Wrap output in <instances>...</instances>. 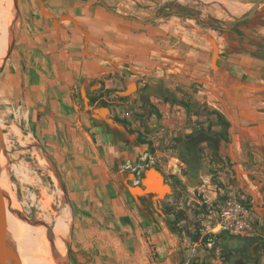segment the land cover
<instances>
[{
	"label": "crops",
	"instance_id": "crops-1",
	"mask_svg": "<svg viewBox=\"0 0 264 264\" xmlns=\"http://www.w3.org/2000/svg\"><path fill=\"white\" fill-rule=\"evenodd\" d=\"M43 1L53 18L33 14L31 0H22L17 48L23 61L11 57L0 65V122L14 136L33 137L73 198L96 191L106 201L112 196L104 213L112 215L106 228L129 230L137 252L146 249L141 236L146 235L154 256L150 264L197 263L186 256L180 231L142 213L146 201L138 194L152 200V191L118 189L148 146L137 135L155 145L171 136L213 135L215 174L224 185L214 195L244 197L248 236L258 238L249 250L255 264H264V57L253 56L256 50L248 41L201 28L193 19L147 10L131 16L127 9H107L99 0ZM247 32V37L264 38L251 28ZM129 85L136 88L130 104L154 110L146 114V124L131 119L133 133L109 114L101 117L108 109L94 108L100 105L96 94L116 95ZM148 86L160 94L142 100ZM121 110L116 107L123 115ZM211 166L206 162L207 169ZM211 176L208 170L205 179ZM115 240L125 241L122 236Z\"/></svg>",
	"mask_w": 264,
	"mask_h": 264
},
{
	"label": "rangeland",
	"instance_id": "rangeland-1",
	"mask_svg": "<svg viewBox=\"0 0 264 264\" xmlns=\"http://www.w3.org/2000/svg\"><path fill=\"white\" fill-rule=\"evenodd\" d=\"M3 1L0 0V6H2L3 3L1 2ZM256 1L105 0L104 3L109 8L127 9L128 15L131 16L137 14L138 10L159 13L165 7L177 9L179 5L191 4L204 21L210 22L213 17H216L228 26L235 17H238L237 15L242 14L245 10L247 12ZM109 2L111 4H108ZM21 3L22 0H13L19 24L15 33L10 37V45L3 62L11 57L23 61L17 48V34L20 25L18 14H22ZM30 4L33 14L35 11L41 17H46L41 13L37 0H31ZM3 7V11L12 17L9 0H5ZM2 19L0 18V31L5 23ZM55 21L58 22L59 20L55 19ZM69 22L71 21L69 20ZM7 24L10 25L9 21ZM237 28L244 34L248 28L256 33H264V0L258 5L253 17L248 19L246 23L239 24ZM2 40L0 35V44ZM135 89H130L125 94L117 93L116 95H111L109 91L100 92V94L95 95L96 100L99 98L98 104L100 105L94 108L97 110L100 108L108 109L106 113L101 114V117L109 114L110 120L112 119L116 124L122 128L126 127L130 133H133L136 129L131 126V119L145 123L146 114L154 112L153 109L146 111L145 105H142L140 110H136L132 106L133 104H130L129 98ZM104 94L106 97L101 98ZM117 106L122 109L121 111H124L123 115L116 112ZM0 126L4 133V145L6 146V149H3L0 144V171H2L0 173L4 172L3 182L5 188L9 189L8 198L11 210L19 222L20 230L24 232L21 233L20 231L18 236L12 234V231V233L10 232L9 241L13 256H11L9 264H12V261H14L13 264H38L35 260L29 259V256L40 258L45 254H50L46 252L47 246H44L43 241H46L47 237V240L53 241L57 238L54 225L60 210H62L61 208L65 209L67 217L66 234L63 238L65 259L62 264H70L71 258L74 259V264H102L101 261L107 258L111 259L107 261V264H150L151 260H154V256L147 248L146 235H141L146 249L142 248L140 252H137L135 242L133 238L131 239L133 236L129 234V230H120L119 228L120 231H117V229L106 228L107 224H111L110 217L112 215L110 213L107 216L104 213L110 209L112 196L107 199L108 203L100 198L98 191L93 192L89 197L84 195L80 200L73 198V193L71 195L68 192L57 166L50 162L29 133L17 137L3 123L0 122ZM142 136H144L142 133L137 135L138 141H143L148 146L135 159L134 165L127 172L126 180L118 183V189L128 191V186L142 188L141 180L146 170L156 169L169 189H156L155 192L149 194L152 200L148 198V194H138V196H143L146 201L140 205L142 213L146 217L152 213V215L162 218L170 226L180 231L185 236L186 249L184 252L186 256L195 259L197 264H234L235 260L241 259L238 252L230 249L234 239L230 238L228 236L230 234L227 232L220 231V226L216 225L220 220L221 199H224L226 194L219 192L217 196L214 195V192L221 187L223 188L224 185L218 182L216 178L214 167L216 166L217 153L211 143L202 142L199 145L200 157L204 164L196 170H191L195 173L192 176L189 174L190 169L179 156L177 150L184 139L171 136L162 144L155 145ZM208 147L210 151H208ZM206 162H210L213 166L207 169ZM208 170L212 174L211 180L205 179ZM11 199L17 210L25 214L24 219L18 216L16 208L11 204ZM25 209L30 211L33 216H27ZM222 234L227 235L222 237ZM11 235L15 236L13 237V244H11ZM118 236L125 239L122 244L115 240ZM113 238L115 241L112 240ZM221 240L224 241L223 246L225 245L226 248L219 244ZM110 255L111 258H109ZM137 258H139L138 261Z\"/></svg>",
	"mask_w": 264,
	"mask_h": 264
},
{
	"label": "bare ground",
	"instance_id": "bare-ground-1",
	"mask_svg": "<svg viewBox=\"0 0 264 264\" xmlns=\"http://www.w3.org/2000/svg\"><path fill=\"white\" fill-rule=\"evenodd\" d=\"M4 2H5V0L3 2H1L3 4H2V6H0V7H2L0 9V15H1L0 18L1 19L4 18L2 20L5 21L4 24L2 23L3 24V27H2V29L0 31V35L3 38L2 43L0 44V65L2 64V62L4 60V56H5L8 48H9V45H10V37L15 33V31L18 28V24H19V21L17 19V11L14 8L13 0H9L12 17H10L9 14H7L6 12L3 11ZM7 21H9L10 25L7 24ZM0 172H2V171H0ZM3 175H4V172L3 173H0V184H1V187H2V191H3L4 199H5V205H6V217H7L8 237H10V232L11 231L13 232V233L11 232L12 234H14L15 236H18L20 234V231H21V233L23 231L20 230L19 222L15 219V215L12 213L11 205H10L9 198H8V191H9V189L5 188V186H4V182H3L4 176ZM153 175H154V177L156 179V184H157V187L156 188H158L160 190H168L169 189L168 186H164L161 183V177H160V175H158L155 172H154ZM156 184L152 183V185H154V186ZM153 188L154 187H151L150 189H147L146 191H143L141 188H137V190L140 189L142 192H150V191L155 192L156 189H153ZM11 204H12V206L14 208H16L15 204L12 202V199H11ZM61 209L62 210H60V214L57 216V219H56V222H55V225H54V228L56 229V233L58 235L57 238H55V241L56 242L53 241V240H47L48 237H47L46 241L45 240L43 241L44 242V246H47V251L46 252L47 253H50L49 255H51V256H49L48 254H45L44 256H42L40 258H33V257H30L29 256V259H31L32 261L35 260V262H38V264H62L63 260L65 259V256H64L65 246H64L63 238H64V235L66 234L67 217H66L65 209L64 208H61ZM16 210H17V208H16ZM17 212H18L17 213L18 216L20 218L24 219L25 214L22 213L21 211H18V210H17ZM14 235L13 236L11 235V238H12V243L11 244H13V237H15ZM18 246H20V245L18 244ZM33 249H34V252H35V247ZM27 252H29V251H27ZM12 256H13V254H12ZM14 260H15V258H14ZM19 261H20V259H19ZM13 263H14V261H12V264Z\"/></svg>",
	"mask_w": 264,
	"mask_h": 264
},
{
	"label": "water",
	"instance_id": "water-1",
	"mask_svg": "<svg viewBox=\"0 0 264 264\" xmlns=\"http://www.w3.org/2000/svg\"><path fill=\"white\" fill-rule=\"evenodd\" d=\"M39 3V9L41 11V13H43L44 16L49 17V18H53V13L48 11L43 3L42 0H37ZM101 3L102 1L99 0ZM262 0H257L256 3L251 6L248 11L238 17L234 18V21H242V20H248L251 19L253 17V15L256 12V9L258 7V5L260 4ZM104 3V1H103ZM104 7H106L107 9H109L105 4H103ZM133 19H136L135 17H130ZM63 19H69L72 23H74V25L77 26V24H75L74 19H72L71 17L65 16L63 17ZM62 18L59 19V21H61ZM53 23L56 25L58 22L53 21ZM229 26V25H228ZM78 27V26H77ZM217 53V48L214 47V55H216ZM212 67L216 68V65L214 63V61L212 62ZM131 86L129 85L124 91H121L120 94H125L126 92H128V90H130ZM143 95H150V94H160V90L159 89H154L153 86H148L146 88L143 89L142 91ZM202 142H211V143H216L217 142V138L214 137L213 135H210L204 131H201L195 135H193L190 139L185 141V146L189 147L190 153L193 155V158H196L197 156V146L198 144L202 143ZM0 144L3 147V149H6V146L4 145V133L3 130L1 129L0 126ZM184 162H186V159H184ZM202 164H204V162L202 161ZM154 172L157 173L158 175L159 172L154 169V168H150L148 170H146L144 177L141 180V185H142V190L146 191L147 189H150L151 187H154L153 189H158L157 184H156V179L154 177ZM189 174L194 176L195 173L191 170H189ZM161 177V175H160ZM152 183L156 184L155 186L152 185ZM161 183L164 186H167L164 181L163 178L161 177ZM131 186H128V191L130 193H133V191L131 190ZM12 253H11V248H10V241H9V237H8V231H7V217H6V205H5V199H4V194L2 191V187L0 184V264H9L10 259H11ZM246 264H254V262L249 261Z\"/></svg>",
	"mask_w": 264,
	"mask_h": 264
},
{
	"label": "trees",
	"instance_id": "trees-1",
	"mask_svg": "<svg viewBox=\"0 0 264 264\" xmlns=\"http://www.w3.org/2000/svg\"><path fill=\"white\" fill-rule=\"evenodd\" d=\"M101 4L103 5L105 3H103L102 1ZM172 15L179 17L181 20L193 19L195 20L196 25H198L201 28H209L219 33L228 32L230 34H233L237 36L242 42L248 41L255 48L256 53H254L253 56L264 57V38L261 37L249 38L237 28L239 24H244L248 20L233 21L231 24H229V26L224 25L223 22L216 17H213L210 22H206L200 18L198 11H196L195 7L192 6L191 4L179 5L177 6V9H171L169 7H165L158 13V16H172ZM141 98L142 100H145L146 95H142ZM192 136L193 135H188L186 139L188 140ZM140 142L143 143V141ZM25 212L27 216L29 217L33 216V214L27 209H25ZM225 235L227 234H222L221 236L223 237ZM228 236L234 239V241L230 245V249L235 252H238L241 258L235 260L234 264H246L249 261H252L255 264V260L249 248L252 244H254L257 241L258 238L256 236H240V235H228ZM219 244L222 245L223 248H226L225 245L223 246L224 244L223 240H221Z\"/></svg>",
	"mask_w": 264,
	"mask_h": 264
},
{
	"label": "built area",
	"instance_id": "built-area-1",
	"mask_svg": "<svg viewBox=\"0 0 264 264\" xmlns=\"http://www.w3.org/2000/svg\"><path fill=\"white\" fill-rule=\"evenodd\" d=\"M244 200L241 194L233 192L227 193L226 197L221 199L220 220L216 224L220 226V231L230 235L248 236Z\"/></svg>",
	"mask_w": 264,
	"mask_h": 264
},
{
	"label": "flooded vegetation",
	"instance_id": "flooded-vegetation-1",
	"mask_svg": "<svg viewBox=\"0 0 264 264\" xmlns=\"http://www.w3.org/2000/svg\"><path fill=\"white\" fill-rule=\"evenodd\" d=\"M187 139H184V141L178 146L177 150H178V154L179 156L183 159H186V165L188 167V169L190 170H196L198 168H200V166L202 165V160L200 157V153H199V145L197 146V156L196 158H193V155L190 153L189 147L185 146V141Z\"/></svg>",
	"mask_w": 264,
	"mask_h": 264
}]
</instances>
